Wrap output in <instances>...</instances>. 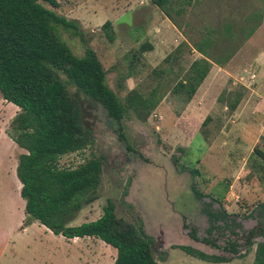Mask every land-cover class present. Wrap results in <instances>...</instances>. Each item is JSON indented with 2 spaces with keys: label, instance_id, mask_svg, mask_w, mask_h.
Here are the masks:
<instances>
[{
  "label": "rangeland",
  "instance_id": "rangeland-1",
  "mask_svg": "<svg viewBox=\"0 0 264 264\" xmlns=\"http://www.w3.org/2000/svg\"><path fill=\"white\" fill-rule=\"evenodd\" d=\"M56 2V9L42 5L78 28L75 34L57 27L58 37L76 55H82L86 46L94 50L114 91L121 75L117 67L125 70L139 47L151 45V50L135 58L133 76L118 92L121 98L133 88L148 93L159 84L163 90L158 91L165 92L145 121L130 111L117 123L61 76L68 92L81 100L93 143L82 152L63 156L60 164L76 167L90 158L102 161L97 199L85 205L70 225L96 220L111 200L118 218L140 222L153 239L157 264H252L256 243L264 242V236L258 237L247 247L243 239L245 232L264 223V170L253 172L248 165L252 147L264 138V0H174L184 10L174 16L177 26L148 0ZM253 14H261L253 35L246 40L239 36L237 53L224 71H211L198 89L194 98L203 106L185 116L187 102L169 91L166 94L167 75L155 76L153 70L161 68L164 58L183 40H198L225 22L234 30L251 26L254 22L247 24L245 18ZM107 22L109 27H103ZM192 60L173 64L171 76ZM236 99L232 111L229 107ZM13 107L0 96V264H113L116 250L104 242L65 239L26 219L16 176L6 172L7 154L13 149L7 131L18 112ZM22 153L17 149L11 155L17 160ZM242 163L246 173L230 188ZM229 244L235 246V253ZM180 247L228 261H200Z\"/></svg>",
  "mask_w": 264,
  "mask_h": 264
},
{
  "label": "trees",
  "instance_id": "trees-1",
  "mask_svg": "<svg viewBox=\"0 0 264 264\" xmlns=\"http://www.w3.org/2000/svg\"><path fill=\"white\" fill-rule=\"evenodd\" d=\"M148 1L177 26L174 16L178 17L184 10L177 8L174 0ZM42 3L53 9L58 7L56 0H0V96L18 108L7 135L25 151L17 158L16 177L21 184L26 219L37 221L65 239L95 238L104 242L116 250L113 264H157L153 239L140 222L132 224L118 218L111 200L96 220L70 225L85 205L97 199L102 161L90 158L76 167L60 164L63 156L82 152L93 143L92 131L83 118L81 100L68 92L61 76L78 94L100 105L113 121L121 122L130 111L145 121L165 95L159 92L160 84L148 93L133 88L123 98L118 92L132 78L135 58L151 50V45L139 47L128 59L125 70L121 71L122 65L117 67L121 75L114 91L107 84V71L94 50L86 46L82 55H76L58 37L57 27L76 34L77 25ZM260 20L261 14H253L245 18L247 24L254 22L251 26L234 30L231 23L225 22L198 40H183L164 58V67L155 68L153 74L167 75L170 88L166 94L169 91L185 102L190 101L211 67H225L237 53L239 36L240 40L249 39ZM103 27H109V23ZM189 57L193 60L188 67L171 76L172 65L180 66ZM238 102L236 99L229 108L235 110ZM248 158L253 172L264 170V138L253 146ZM192 191L202 197L196 189ZM190 236L197 239L193 233ZM262 236L264 223L245 232L244 245L250 247L255 238ZM202 242L216 247L207 239ZM229 246L235 253V246ZM180 249L200 261H228L190 247ZM252 264H264V242L256 243Z\"/></svg>",
  "mask_w": 264,
  "mask_h": 264
},
{
  "label": "crops",
  "instance_id": "crops-1",
  "mask_svg": "<svg viewBox=\"0 0 264 264\" xmlns=\"http://www.w3.org/2000/svg\"><path fill=\"white\" fill-rule=\"evenodd\" d=\"M59 6V5H58ZM58 8V7H57ZM56 9V8H55ZM54 11V10H53ZM173 25V24H172ZM198 57V56H197ZM190 58V57H189ZM219 69V70H222V71H224V69L223 68H220V67H217L216 65H213L212 67H211V69H210V72L211 71H214L215 69ZM209 72V73H210ZM208 79H209V74L207 75V77L205 78V80L203 81V83H205V81H208ZM202 83V84H203ZM201 84V85H202ZM201 85H200V87H201ZM199 87V88H200ZM198 91V90H197ZM197 93V92H196ZM196 95V94H195ZM195 95H194V97H195ZM192 98L190 101H188L187 102V104H186V108H185V111H184V115L185 116H188L191 112H195V111H197V109H199V106H203V103L202 102H200L199 100H197V98ZM2 104V103H1ZM5 104H2V106H4ZM13 105V104H12ZM15 106V105H14ZM6 107V106H5ZM12 110L15 112V111H18V108L15 106V107H13L12 108ZM13 112V113H14ZM180 121H184L183 120V118H180L179 119ZM184 123V122H183ZM2 135H4V133H2ZM256 141L255 142H257L258 141V138H256L255 139ZM10 143H11V147L13 148L12 149V151L11 152H9L7 155V160H9V162H8V166L9 167H7V170H6V172H7V174H10V173H12V174H14L15 176H16V167H17V163H16V159L11 155V154H13V153H15V151L17 150V149H19L20 150V148L19 147H17V145L15 144V143H13V141L11 140L10 141ZM253 148V147H252ZM250 152H252V150L250 151ZM245 173H246V165H245V163H242L241 164V166H240V171L238 172V178H235L233 181H232V186H230V188L231 187H233L234 185H235V183L239 180V175H240V177H243L244 175H245ZM14 182H15V185H16V188H17V190L20 192V189H21V184H20V182L18 181V179H17V177H16V179L14 180ZM226 188L227 187H225V191H226ZM74 239H76V238H74Z\"/></svg>",
  "mask_w": 264,
  "mask_h": 264
},
{
  "label": "built area",
  "instance_id": "built-area-1",
  "mask_svg": "<svg viewBox=\"0 0 264 264\" xmlns=\"http://www.w3.org/2000/svg\"><path fill=\"white\" fill-rule=\"evenodd\" d=\"M253 78H254V76L252 75V76H251V79H253Z\"/></svg>",
  "mask_w": 264,
  "mask_h": 264
}]
</instances>
